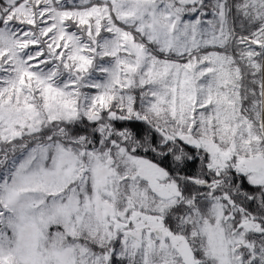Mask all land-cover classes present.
Instances as JSON below:
<instances>
[{
  "label": "snow or ice",
  "instance_id": "6c2138e0",
  "mask_svg": "<svg viewBox=\"0 0 264 264\" xmlns=\"http://www.w3.org/2000/svg\"><path fill=\"white\" fill-rule=\"evenodd\" d=\"M0 264H264V0H0Z\"/></svg>",
  "mask_w": 264,
  "mask_h": 264
}]
</instances>
